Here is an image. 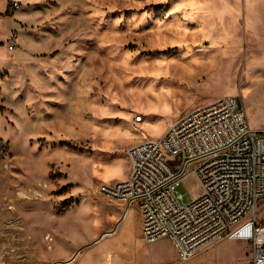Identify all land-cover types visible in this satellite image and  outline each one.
<instances>
[{
  "label": "rangeland",
  "instance_id": "rangeland-1",
  "mask_svg": "<svg viewBox=\"0 0 264 264\" xmlns=\"http://www.w3.org/2000/svg\"><path fill=\"white\" fill-rule=\"evenodd\" d=\"M263 86L264 0H0V264L177 263L169 238L142 237L137 202L116 226L125 203L100 193L104 177L223 95L264 129ZM178 191L189 202L200 182L190 174ZM250 256L224 237L191 264Z\"/></svg>",
  "mask_w": 264,
  "mask_h": 264
},
{
  "label": "built area",
  "instance_id": "built-area-1",
  "mask_svg": "<svg viewBox=\"0 0 264 264\" xmlns=\"http://www.w3.org/2000/svg\"><path fill=\"white\" fill-rule=\"evenodd\" d=\"M14 1L12 7H20ZM17 33L8 37L11 50ZM131 175L104 183L100 193L130 207L138 203L147 243L169 238L178 264L224 237L251 245L246 264H264V130L253 129L238 95H223L180 115L162 137H147L128 149ZM194 174L201 192L183 202L178 191Z\"/></svg>",
  "mask_w": 264,
  "mask_h": 264
},
{
  "label": "crops",
  "instance_id": "crops-1",
  "mask_svg": "<svg viewBox=\"0 0 264 264\" xmlns=\"http://www.w3.org/2000/svg\"><path fill=\"white\" fill-rule=\"evenodd\" d=\"M258 75H260V74L257 73V72H254V71H253V72H251V74H250V76H249V79L254 78V77L258 76ZM245 86L247 87V93H246V96H248L249 84L247 83ZM249 101H250V99H249ZM246 109H247V108H246ZM246 111H247V110H246ZM261 130H264V129H261ZM129 161H130V160H129ZM119 171H120V172H119ZM110 174H112V175H110ZM109 175H110V176H109ZM130 175H131V163H130V165H129L128 171H126V172H124V173L121 171V167H120V165H119V163H118V165H116V166L110 168V170H109L108 173H107V177H104V179H105V181H106L105 183H112V182H115V181H119V180L127 179V178L130 177ZM114 177H116V178H114ZM125 207H126V204H125V205L123 204V207H120L121 209H120V211L118 212L119 215H120V219L118 220L116 226H118V223H120V222H121V219L124 218V216H125V213H126V211H125ZM141 223H142V220H141ZM141 235H142V224H141ZM142 237H143V235H142ZM168 240L170 241L171 247H172V249H173V251H174V253H175V258L179 259L178 252H177V250H176L174 244L172 243V241H171L170 239H168ZM217 243H218V242H217ZM174 262H175V261H174ZM178 263H179V261H177V263H174V264H178Z\"/></svg>",
  "mask_w": 264,
  "mask_h": 264
},
{
  "label": "bare ground",
  "instance_id": "bare-ground-1",
  "mask_svg": "<svg viewBox=\"0 0 264 264\" xmlns=\"http://www.w3.org/2000/svg\"><path fill=\"white\" fill-rule=\"evenodd\" d=\"M197 1H198V0H197ZM200 2H201V1H200ZM260 75H261V74H260ZM258 76H259V75H258ZM256 77H257V76H256ZM255 79H256V78H255ZM253 83H254V82H253ZM251 84H252V83L249 84L248 95H250V92H251ZM253 86H254V85H253ZM263 87H264V86H263ZM263 87H262V89H263ZM262 89H261V91H263ZM253 90H254V89H253ZM257 93H258V92H257ZM255 100H256V99H255ZM262 100H263V99H262ZM260 101H261V100H260ZM253 102H254V99H250V101H249L250 104H249V105H250L252 108H253V106H254ZM255 104H256V101H255ZM252 105H253V106H252ZM256 107H257V106H256ZM245 109H246V108H245ZM116 165H118V163H115L112 167H114V166H116ZM112 167H111V168H112ZM109 169H110V168H109ZM20 194H22L24 197H26V196H25V193H22V192H21ZM114 254H115V253H114ZM109 256H110V255H109ZM104 258H105V259H104ZM104 258L102 259V257H101L100 260H99V259H98V260H92V263H93V264H112V262L109 263V261L106 260V257H105V256H104ZM115 259H116V258H115ZM111 260H112V259H111ZM113 261H114V257H113Z\"/></svg>",
  "mask_w": 264,
  "mask_h": 264
}]
</instances>
